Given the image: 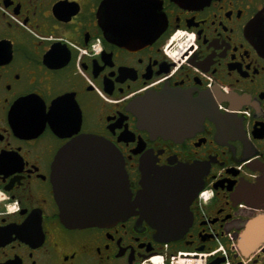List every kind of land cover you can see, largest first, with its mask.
<instances>
[{
  "label": "flooded vegetation",
  "instance_id": "flooded-vegetation-1",
  "mask_svg": "<svg viewBox=\"0 0 264 264\" xmlns=\"http://www.w3.org/2000/svg\"><path fill=\"white\" fill-rule=\"evenodd\" d=\"M129 1L0 0V264H264V193H253L264 165V50L249 32L264 0H161L163 31L128 47L111 39L122 28L157 33L145 2ZM181 32L194 42L170 57ZM149 91L184 95L185 130L140 119L131 104ZM80 134L115 144L133 199L144 161L204 165L203 179L185 184L187 230L165 241L140 212L63 222L54 166ZM89 189L108 193L103 181Z\"/></svg>",
  "mask_w": 264,
  "mask_h": 264
},
{
  "label": "water",
  "instance_id": "water-1",
  "mask_svg": "<svg viewBox=\"0 0 264 264\" xmlns=\"http://www.w3.org/2000/svg\"><path fill=\"white\" fill-rule=\"evenodd\" d=\"M108 1L105 0V5ZM143 1L146 28L155 21L157 33L139 38L122 28L111 38L114 42L130 47L138 42L147 43L163 31L167 19L161 11L162 1ZM175 1L191 3L199 0ZM149 14H153L152 17ZM249 32L264 50V9L254 18ZM183 99L184 95L176 91H149L136 98L131 106L151 128L171 132L178 128L185 130V122L193 110V105ZM201 106L202 103L200 111ZM202 112L213 113L221 124L224 123L223 116L217 112L209 108L202 109ZM206 169L198 163L169 167L144 161L141 180L143 188L133 199L124 159L115 144L100 135L80 134L62 147L56 157L54 179L61 207L60 216L69 226L87 227L115 223L140 212L153 220L158 236L165 241L175 239L187 230L192 219L190 200L185 203V184L202 180ZM260 169L263 174L253 192L258 197L264 193V165ZM101 181L107 185L108 193H95L89 189L92 183L95 185ZM240 193L247 199L252 191L243 188ZM136 207L141 210L137 211Z\"/></svg>",
  "mask_w": 264,
  "mask_h": 264
},
{
  "label": "built area",
  "instance_id": "built-area-1",
  "mask_svg": "<svg viewBox=\"0 0 264 264\" xmlns=\"http://www.w3.org/2000/svg\"><path fill=\"white\" fill-rule=\"evenodd\" d=\"M177 35L178 36H177L176 39H177V43H178V48L176 49V51H174V52L173 51H168V47H169L170 43H168L166 45V49H167L166 52L168 53V55H170V57H174V56L178 55L179 53H182L183 51H186L189 48V45L191 46V44H193V42H194V34L193 33L181 32L180 34H177ZM95 50L97 52H99L100 51V47L98 45L95 46ZM207 192H208L207 190H204L202 192V194H201V196H203L204 199H207V197H208ZM0 201H2L1 198H0Z\"/></svg>",
  "mask_w": 264,
  "mask_h": 264
},
{
  "label": "rangeland",
  "instance_id": "rangeland-1",
  "mask_svg": "<svg viewBox=\"0 0 264 264\" xmlns=\"http://www.w3.org/2000/svg\"><path fill=\"white\" fill-rule=\"evenodd\" d=\"M192 262V261H191Z\"/></svg>",
  "mask_w": 264,
  "mask_h": 264
}]
</instances>
